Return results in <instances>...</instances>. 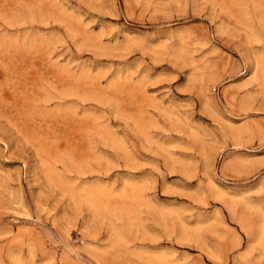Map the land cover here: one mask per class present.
Here are the masks:
<instances>
[{"label":"rangeland","instance_id":"1","mask_svg":"<svg viewBox=\"0 0 264 264\" xmlns=\"http://www.w3.org/2000/svg\"><path fill=\"white\" fill-rule=\"evenodd\" d=\"M264 0H0V264H264Z\"/></svg>","mask_w":264,"mask_h":264},{"label":"bare ground","instance_id":"2","mask_svg":"<svg viewBox=\"0 0 264 264\" xmlns=\"http://www.w3.org/2000/svg\"><path fill=\"white\" fill-rule=\"evenodd\" d=\"M262 229H263V232H264V218H263V221H262Z\"/></svg>","mask_w":264,"mask_h":264}]
</instances>
